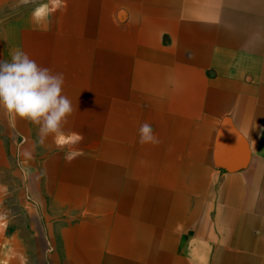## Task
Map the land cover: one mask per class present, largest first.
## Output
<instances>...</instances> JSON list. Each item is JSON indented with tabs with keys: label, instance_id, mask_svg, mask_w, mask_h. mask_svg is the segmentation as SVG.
<instances>
[{
	"label": "crops",
	"instance_id": "crops-1",
	"mask_svg": "<svg viewBox=\"0 0 264 264\" xmlns=\"http://www.w3.org/2000/svg\"><path fill=\"white\" fill-rule=\"evenodd\" d=\"M32 2L0 61L74 111L58 147L0 108V264H264V0Z\"/></svg>",
	"mask_w": 264,
	"mask_h": 264
},
{
	"label": "clouds",
	"instance_id": "clouds-1",
	"mask_svg": "<svg viewBox=\"0 0 264 264\" xmlns=\"http://www.w3.org/2000/svg\"><path fill=\"white\" fill-rule=\"evenodd\" d=\"M63 85V73L53 74L19 49L11 53L10 62L0 61V108L38 125L41 143L52 135L58 147L64 146L62 124L74 111L72 101L62 94ZM139 135L141 144L158 143L147 122L140 125ZM82 140L77 134V142Z\"/></svg>",
	"mask_w": 264,
	"mask_h": 264
},
{
	"label": "rangeland",
	"instance_id": "rangeland-1",
	"mask_svg": "<svg viewBox=\"0 0 264 264\" xmlns=\"http://www.w3.org/2000/svg\"><path fill=\"white\" fill-rule=\"evenodd\" d=\"M50 1H53L54 7L59 6L60 4H62V0H38L37 3L32 2V5H36V6H42L43 4H46ZM56 4V5H55Z\"/></svg>",
	"mask_w": 264,
	"mask_h": 264
}]
</instances>
